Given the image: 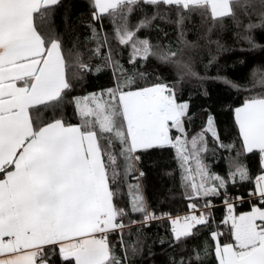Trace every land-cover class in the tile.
<instances>
[{"label": "snow or ice", "instance_id": "6c2138e0", "mask_svg": "<svg viewBox=\"0 0 264 264\" xmlns=\"http://www.w3.org/2000/svg\"><path fill=\"white\" fill-rule=\"evenodd\" d=\"M257 52L264 0H0V264H264Z\"/></svg>", "mask_w": 264, "mask_h": 264}, {"label": "trees", "instance_id": "16d2710c", "mask_svg": "<svg viewBox=\"0 0 264 264\" xmlns=\"http://www.w3.org/2000/svg\"><path fill=\"white\" fill-rule=\"evenodd\" d=\"M253 55L255 56V60L253 61L254 64H258V63L260 62V60H261V57L264 56V54L259 53V52L254 53ZM250 67H251V66H250ZM258 71H264V69H258ZM244 75H245L247 78L251 79V76H250V70H249V69H245V71H244ZM104 79H105V78H101V81H98V83L103 82ZM256 79L259 80V75H257ZM235 95H236V94L233 93V97H235ZM222 119H226V118H222ZM166 162H167V161H166ZM178 179H179V177H178V175H177V181H178ZM161 183H163L165 189H167V188H172V187H173L171 181H170L169 179H167V178L164 179ZM217 203H218V202H217ZM173 206H174V207H179V208H182V207H183V204L180 202L179 197H177L176 203H175ZM237 208H238L239 211L247 210V208H246L245 206H242V205H238Z\"/></svg>", "mask_w": 264, "mask_h": 264}]
</instances>
